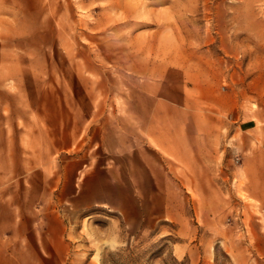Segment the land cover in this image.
Returning a JSON list of instances; mask_svg holds the SVG:
<instances>
[{"label": "rangeland", "instance_id": "1", "mask_svg": "<svg viewBox=\"0 0 264 264\" xmlns=\"http://www.w3.org/2000/svg\"><path fill=\"white\" fill-rule=\"evenodd\" d=\"M262 130L264 0H0V264H264ZM114 165L136 210L70 200Z\"/></svg>", "mask_w": 264, "mask_h": 264}, {"label": "crops", "instance_id": "2", "mask_svg": "<svg viewBox=\"0 0 264 264\" xmlns=\"http://www.w3.org/2000/svg\"><path fill=\"white\" fill-rule=\"evenodd\" d=\"M216 107H225V103L218 98H214L211 102ZM229 107L235 105V102H232L229 99ZM237 117L233 119L234 122L237 121ZM246 120L241 118L239 124L241 125ZM243 131V130H242ZM182 135L185 139L189 140L193 147L191 150H188L187 154L191 153L194 155L195 153H199V148L201 143L203 142L204 138L209 137L208 134H204L202 131L198 121L193 117H188L185 119L183 123ZM262 135L264 136V130H262ZM177 141V138L174 139ZM199 147V148H198ZM250 148V147H249ZM243 149V147H241ZM264 149V148H263ZM262 148H257L250 150L252 156V160L249 158L245 169H252L256 170V175L258 176V181H255L253 178L250 180V184L253 185L255 183H264V151ZM179 153H183L181 148L178 144L173 143L172 140H169L167 144V151L166 154L170 157L177 156ZM251 161V162H250ZM150 165V164H149ZM102 167V166H101ZM142 176L145 181L150 182L151 184L155 182L157 185L162 184V176L158 172H152L154 176H150V172L146 171V169L142 168ZM248 175V173H247ZM153 177V178H152ZM154 179V180H152ZM137 180L132 178L130 174L127 173L122 174L120 168L116 165L110 167H102L98 170H95L93 167L90 171L84 173L82 176V181L80 182V191L73 192V195H70V200L77 205V207L82 205H107L122 211H127L128 209H137L136 203L139 205L138 201L135 200L133 194L131 193L129 187L131 185L137 184ZM123 186H129L124 188ZM160 193L155 191L154 194ZM255 197L257 199H261L257 192H255ZM164 197V196H163ZM154 208H148L150 211L146 212L147 215H153L156 218L165 217H172V213L170 212L169 207L166 204L165 197L163 198ZM143 200L140 201L141 203L145 202L147 199L142 197ZM143 201V202H142ZM140 207V206H139ZM140 211V208H138ZM152 209V211H151ZM145 213V214H146Z\"/></svg>", "mask_w": 264, "mask_h": 264}]
</instances>
